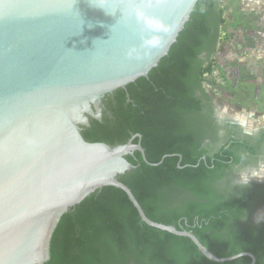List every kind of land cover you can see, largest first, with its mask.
<instances>
[{
  "label": "water",
  "instance_id": "obj_1",
  "mask_svg": "<svg viewBox=\"0 0 264 264\" xmlns=\"http://www.w3.org/2000/svg\"><path fill=\"white\" fill-rule=\"evenodd\" d=\"M197 1L0 0V264H46L61 217L108 186L126 194L141 222L190 239L206 259L255 264L248 252L217 257L191 232L146 216L119 180L135 168L127 156L145 157L140 144L81 135L90 104L147 77ZM43 137L65 139L64 153L42 159Z\"/></svg>",
  "mask_w": 264,
  "mask_h": 264
},
{
  "label": "trees",
  "instance_id": "obj_2",
  "mask_svg": "<svg viewBox=\"0 0 264 264\" xmlns=\"http://www.w3.org/2000/svg\"><path fill=\"white\" fill-rule=\"evenodd\" d=\"M213 2L198 0L168 54L148 77L127 85L131 94L137 85L145 91L139 107L118 116L112 123L87 128L83 136L89 142L113 146L125 144L131 135L139 134L147 162L141 160L137 166L128 157L135 168L120 175L119 180L130 188L146 216L154 222L191 232L217 257L248 252L255 257V264H264L263 229L250 227L241 220L245 198H225L222 188L215 183L222 178V172L217 169L222 157L211 164L215 169H208L206 161L188 158L180 140L181 132L166 123L162 109L164 102L178 101L181 97V84L169 77L175 71L187 69L186 63L198 52ZM218 22L222 25L224 19ZM216 51L214 48L210 56ZM211 64L212 60L199 68V78L210 71ZM156 75L165 83L150 84L148 78ZM161 87L167 88L168 93ZM131 98L134 100V95ZM163 155L167 157L161 164L150 165L158 163ZM250 263L249 257L224 263L206 259L190 239L141 222L126 194L108 186L95 191L61 217L51 238L46 264Z\"/></svg>",
  "mask_w": 264,
  "mask_h": 264
},
{
  "label": "flooded vegetation",
  "instance_id": "obj_3",
  "mask_svg": "<svg viewBox=\"0 0 264 264\" xmlns=\"http://www.w3.org/2000/svg\"><path fill=\"white\" fill-rule=\"evenodd\" d=\"M242 1L247 2V11L250 15L263 16L264 13L259 11L264 12V5H258L257 1L264 3V0ZM213 4L212 13L207 15V22L204 24L207 31L197 49L198 52L193 56L192 61L186 63L187 69L181 72L175 71L169 77L174 83L181 84V97L178 101L164 102L165 108L162 109L166 115V123L181 132L180 140L188 158L197 162L206 161L208 169H215L211 164L222 157L221 164L217 168L222 172V178L217 179L215 183L222 188L225 198H245L241 220L250 227H260L264 235V180L252 179L243 186L239 175L241 171L255 168L258 163L264 161V125L246 128L231 112L230 107H227L216 93L206 88L204 76L199 78L197 73L201 66L204 67L212 60L211 52L214 48L218 49L221 40L220 28L224 23L221 25L218 21L220 18L224 19L223 13H220L222 0H214ZM255 6L258 7V12ZM252 11L255 13L252 14ZM250 18L252 19L253 16ZM148 80L154 86L157 83H165L158 75ZM161 90L168 93L165 87H161ZM131 95H134V100ZM144 96L145 91L137 85L133 88L132 94L127 88L118 89L101 97L96 104L91 103V114H85L88 124L80 126L81 135L83 136V131L91 126L112 123L118 116H123L132 108L137 109ZM83 138L88 141L84 136ZM136 138L138 140L134 142ZM130 139L132 143L141 145V136L138 138L137 134L131 135L126 143ZM152 152L156 151L152 149ZM144 156L146 160L145 150ZM128 157H131L137 166L141 164V160L145 161L139 151H135L133 156H127V160ZM163 157L166 158L167 155H163L161 160ZM128 161L132 164L130 160Z\"/></svg>",
  "mask_w": 264,
  "mask_h": 264
},
{
  "label": "rangeland",
  "instance_id": "obj_4",
  "mask_svg": "<svg viewBox=\"0 0 264 264\" xmlns=\"http://www.w3.org/2000/svg\"><path fill=\"white\" fill-rule=\"evenodd\" d=\"M222 13L221 40L204 85L246 128L264 125V14L250 15L242 0H222Z\"/></svg>",
  "mask_w": 264,
  "mask_h": 264
},
{
  "label": "bare ground",
  "instance_id": "obj_5",
  "mask_svg": "<svg viewBox=\"0 0 264 264\" xmlns=\"http://www.w3.org/2000/svg\"><path fill=\"white\" fill-rule=\"evenodd\" d=\"M40 156L42 159L45 157L51 158L52 156H60L64 153L67 147V141L63 138H58L55 141L48 140V137L40 139ZM12 146V143H11ZM18 161V160H15ZM46 169V168H42Z\"/></svg>",
  "mask_w": 264,
  "mask_h": 264
},
{
  "label": "clouds",
  "instance_id": "obj_6",
  "mask_svg": "<svg viewBox=\"0 0 264 264\" xmlns=\"http://www.w3.org/2000/svg\"><path fill=\"white\" fill-rule=\"evenodd\" d=\"M240 183L246 186L252 179L264 180V161L258 163L255 168L240 172Z\"/></svg>",
  "mask_w": 264,
  "mask_h": 264
},
{
  "label": "crops",
  "instance_id": "obj_7",
  "mask_svg": "<svg viewBox=\"0 0 264 264\" xmlns=\"http://www.w3.org/2000/svg\"><path fill=\"white\" fill-rule=\"evenodd\" d=\"M255 8H256V12H258L257 10H258V7H256L255 6ZM260 13H263V11H259ZM252 13H255L254 11H252Z\"/></svg>",
  "mask_w": 264,
  "mask_h": 264
}]
</instances>
